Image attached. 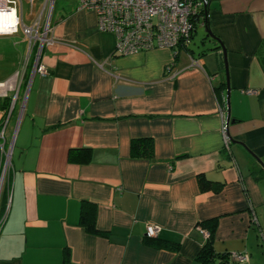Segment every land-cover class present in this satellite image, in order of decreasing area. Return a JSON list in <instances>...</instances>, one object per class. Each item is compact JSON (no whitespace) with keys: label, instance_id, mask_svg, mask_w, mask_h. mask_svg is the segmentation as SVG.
<instances>
[{"label":"crops","instance_id":"obj_1","mask_svg":"<svg viewBox=\"0 0 264 264\" xmlns=\"http://www.w3.org/2000/svg\"><path fill=\"white\" fill-rule=\"evenodd\" d=\"M17 1L18 13L0 16V36L18 35L3 32L35 15L38 0ZM207 6L177 54L120 57L114 36L78 0L53 4L38 60L46 73L32 71L31 43L24 112L0 189V264H200L208 238L200 224L209 220L216 252L248 256L232 264H264V168L254 159L264 164V0ZM45 8L46 0L40 15ZM205 25L226 52L228 148L221 46ZM134 140H151L152 155L132 157ZM202 178L220 189L201 191ZM83 204L104 236L79 225ZM148 225L160 228L157 237L145 236Z\"/></svg>","mask_w":264,"mask_h":264},{"label":"built area","instance_id":"obj_2","mask_svg":"<svg viewBox=\"0 0 264 264\" xmlns=\"http://www.w3.org/2000/svg\"><path fill=\"white\" fill-rule=\"evenodd\" d=\"M0 3L7 10L16 11L17 0H0ZM208 3L209 0H78V8L95 14L98 30L114 36V54L124 57L156 49H167L177 54L179 48L190 42L196 17ZM18 26L11 35L17 33ZM38 30V25L24 28V33L31 39L24 63L14 75L0 82V188L11 167L14 139L24 112L28 91L25 76L34 51L32 40H38V51L32 58V71L41 75L46 73L38 60L42 46L50 44V29L45 28L41 34H38ZM190 65L199 67L193 59H190ZM12 119H15V123L11 136H8ZM222 136L224 148H228L230 140L225 121ZM3 221L0 219V226ZM159 232L158 226L148 225L145 236L155 238ZM200 232L208 236L205 230ZM230 260L244 262L248 256L232 254Z\"/></svg>","mask_w":264,"mask_h":264},{"label":"rangeland","instance_id":"obj_3","mask_svg":"<svg viewBox=\"0 0 264 264\" xmlns=\"http://www.w3.org/2000/svg\"><path fill=\"white\" fill-rule=\"evenodd\" d=\"M44 2L45 0H38L36 2L35 4L36 6L34 9L35 15L30 17V23L26 25L27 27L38 25L39 27L38 34L43 33L45 28L50 27L52 7L55 2H58V0H46L45 11L43 12V14L40 15L39 10L41 6L44 4ZM17 6H18V1H17ZM17 13H18V10H17ZM29 14H30V6L29 4L24 3L23 4V21L25 22V24L28 23L27 18ZM18 19H19V23H18L19 26L17 30L18 35L0 36V82L7 80L9 77L14 75L22 67V64L24 63V60L26 58L27 47H28L27 44L23 42V36H25L31 41L29 36L24 33V28L26 26L22 24L19 16H18ZM33 42L34 40H32L31 43ZM36 42L38 43V40H36ZM5 181H6V178L4 179L3 185L1 186L0 189L4 188Z\"/></svg>","mask_w":264,"mask_h":264},{"label":"trees","instance_id":"obj_4","mask_svg":"<svg viewBox=\"0 0 264 264\" xmlns=\"http://www.w3.org/2000/svg\"><path fill=\"white\" fill-rule=\"evenodd\" d=\"M204 12L201 11L200 14L196 17V23L199 20H203ZM201 18V19H200ZM196 25L194 24V30ZM152 142L151 140H134L131 142V155L134 158L150 157L152 155ZM71 153V152H70ZM69 153V158H70ZM199 186L201 191H213L217 192L220 189L221 184H213L206 180L199 179ZM4 192L2 190L0 194V201L3 198ZM1 219V216H0ZM79 225L84 228L86 233L93 236H104L99 232L95 227V220L93 216V211H86L85 205H82ZM200 226L208 233V238L205 244L200 249L199 253L196 256V261L200 264H232L233 261L230 260V256L227 253H218L214 249L212 242V235L216 230L217 222L216 220H209L200 224ZM152 239V238H150ZM176 250V248H173Z\"/></svg>","mask_w":264,"mask_h":264},{"label":"water","instance_id":"obj_5","mask_svg":"<svg viewBox=\"0 0 264 264\" xmlns=\"http://www.w3.org/2000/svg\"><path fill=\"white\" fill-rule=\"evenodd\" d=\"M207 8L208 6H205L203 8V12L206 15L207 13ZM204 31L205 33L208 35V37L213 40L216 41L219 45L220 42L217 40V38H215L211 32L207 29L206 25L204 26ZM221 47V53L218 55V60H219V67L221 70H224L225 72V78H226V119H225V123H226V128H228L229 124L233 123V120H230V106H229V85H228V75H227V65H226V52L224 50V48L222 47V45H220ZM255 161L262 167L264 168V164H262V162H260L257 158H254Z\"/></svg>","mask_w":264,"mask_h":264},{"label":"bare ground","instance_id":"obj_6","mask_svg":"<svg viewBox=\"0 0 264 264\" xmlns=\"http://www.w3.org/2000/svg\"><path fill=\"white\" fill-rule=\"evenodd\" d=\"M0 4H1V3H0ZM0 10H2V11H6V12H7V11H8V12L10 11V10H7V9L5 8L4 4H1V5H0ZM12 10H13V9H12ZM12 10H11V11H12ZM15 29H16V28H13V29H11V30L8 31V32H3V34H9V35H11V33L15 31Z\"/></svg>","mask_w":264,"mask_h":264},{"label":"clouds","instance_id":"obj_7","mask_svg":"<svg viewBox=\"0 0 264 264\" xmlns=\"http://www.w3.org/2000/svg\"><path fill=\"white\" fill-rule=\"evenodd\" d=\"M7 15L6 13H4L3 11H0V16H4Z\"/></svg>","mask_w":264,"mask_h":264}]
</instances>
